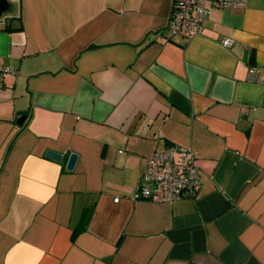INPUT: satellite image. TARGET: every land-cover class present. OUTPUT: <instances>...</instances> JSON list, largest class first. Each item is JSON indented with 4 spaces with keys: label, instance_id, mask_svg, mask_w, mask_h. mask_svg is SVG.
Returning a JSON list of instances; mask_svg holds the SVG:
<instances>
[{
    "label": "crops",
    "instance_id": "1",
    "mask_svg": "<svg viewBox=\"0 0 264 264\" xmlns=\"http://www.w3.org/2000/svg\"><path fill=\"white\" fill-rule=\"evenodd\" d=\"M9 1L0 264H264V0L207 3L191 39L165 30L172 0ZM167 145L197 194L135 198Z\"/></svg>",
    "mask_w": 264,
    "mask_h": 264
},
{
    "label": "built area",
    "instance_id": "2",
    "mask_svg": "<svg viewBox=\"0 0 264 264\" xmlns=\"http://www.w3.org/2000/svg\"><path fill=\"white\" fill-rule=\"evenodd\" d=\"M247 0H172L165 30L169 35L186 39L199 33L202 23L214 7L244 6ZM221 44L232 45L230 38H223ZM10 69L0 66V85ZM249 77L254 79L256 69L250 67ZM200 187V180L193 152L184 146L167 145L153 152L141 174V183L134 193L135 198L152 202L170 203L184 197H193ZM117 201V198H115Z\"/></svg>",
    "mask_w": 264,
    "mask_h": 264
},
{
    "label": "water",
    "instance_id": "3",
    "mask_svg": "<svg viewBox=\"0 0 264 264\" xmlns=\"http://www.w3.org/2000/svg\"><path fill=\"white\" fill-rule=\"evenodd\" d=\"M11 7V2L9 0H0V18L3 16L4 13H6ZM25 119V115L18 116L17 123L22 124ZM45 156L54 159V160H60L61 154L57 153L52 150H46ZM76 160V154L72 153L69 155V158L67 160V169H72L74 166Z\"/></svg>",
    "mask_w": 264,
    "mask_h": 264
},
{
    "label": "trees",
    "instance_id": "4",
    "mask_svg": "<svg viewBox=\"0 0 264 264\" xmlns=\"http://www.w3.org/2000/svg\"><path fill=\"white\" fill-rule=\"evenodd\" d=\"M9 10H10V9H9ZM9 10H8L6 13H4L3 16H5L6 14H8ZM3 16H2V17H3ZM2 17H1V18H2Z\"/></svg>",
    "mask_w": 264,
    "mask_h": 264
}]
</instances>
